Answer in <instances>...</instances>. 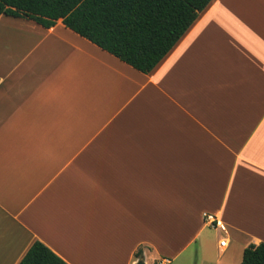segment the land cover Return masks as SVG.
I'll return each instance as SVG.
<instances>
[{
	"label": "crops",
	"instance_id": "obj_1",
	"mask_svg": "<svg viewBox=\"0 0 264 264\" xmlns=\"http://www.w3.org/2000/svg\"><path fill=\"white\" fill-rule=\"evenodd\" d=\"M204 214L217 264L264 243V0H212L148 74L0 16V264L172 260Z\"/></svg>",
	"mask_w": 264,
	"mask_h": 264
},
{
	"label": "trees",
	"instance_id": "obj_2",
	"mask_svg": "<svg viewBox=\"0 0 264 264\" xmlns=\"http://www.w3.org/2000/svg\"><path fill=\"white\" fill-rule=\"evenodd\" d=\"M212 0H0V16L62 25L134 70L148 74ZM141 251L135 253L140 258ZM18 264H66L34 242ZM240 264H264V243L244 248Z\"/></svg>",
	"mask_w": 264,
	"mask_h": 264
},
{
	"label": "rangeland",
	"instance_id": "obj_3",
	"mask_svg": "<svg viewBox=\"0 0 264 264\" xmlns=\"http://www.w3.org/2000/svg\"><path fill=\"white\" fill-rule=\"evenodd\" d=\"M261 232L264 234V231L261 229ZM221 237H226L225 233L222 230H214L213 228H204L197 243L190 244L181 254L177 257L170 260L164 256H158L156 254L149 255L147 264H158L162 259L169 260L168 264H217L219 261L225 258L217 249V239ZM144 252V249H139ZM154 253V252H153ZM142 257V256H141ZM140 257V258H141ZM230 256L227 255V259ZM140 258H137L140 259ZM133 259V264L137 263ZM234 261V260H233ZM231 264H233L231 262Z\"/></svg>",
	"mask_w": 264,
	"mask_h": 264
},
{
	"label": "built area",
	"instance_id": "obj_4",
	"mask_svg": "<svg viewBox=\"0 0 264 264\" xmlns=\"http://www.w3.org/2000/svg\"><path fill=\"white\" fill-rule=\"evenodd\" d=\"M203 221L206 225L210 226L211 228H217L221 227L220 222L217 220V218L212 214H204L203 215ZM227 245V241L225 239H222L219 241V247L225 248ZM169 260L162 259L158 264H168Z\"/></svg>",
	"mask_w": 264,
	"mask_h": 264
},
{
	"label": "water",
	"instance_id": "obj_5",
	"mask_svg": "<svg viewBox=\"0 0 264 264\" xmlns=\"http://www.w3.org/2000/svg\"><path fill=\"white\" fill-rule=\"evenodd\" d=\"M136 264H145L144 259L141 257L140 259L137 260Z\"/></svg>",
	"mask_w": 264,
	"mask_h": 264
}]
</instances>
